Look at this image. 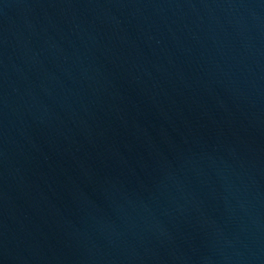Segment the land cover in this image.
<instances>
[{"label":"water","instance_id":"95a60500","mask_svg":"<svg viewBox=\"0 0 264 264\" xmlns=\"http://www.w3.org/2000/svg\"><path fill=\"white\" fill-rule=\"evenodd\" d=\"M0 264H264V0H0Z\"/></svg>","mask_w":264,"mask_h":264}]
</instances>
